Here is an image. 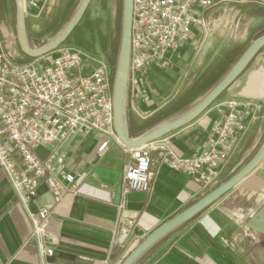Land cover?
Returning a JSON list of instances; mask_svg holds the SVG:
<instances>
[{
  "label": "built area",
  "instance_id": "obj_1",
  "mask_svg": "<svg viewBox=\"0 0 264 264\" xmlns=\"http://www.w3.org/2000/svg\"><path fill=\"white\" fill-rule=\"evenodd\" d=\"M55 0H24L26 19L38 21ZM133 20L129 66V96L151 91L148 75L153 65L168 67L171 56L195 48L213 11L229 13L239 6L264 7V0H132ZM115 66L103 54L61 45L26 62H16L0 37V168L7 175L20 202L27 208L45 183L54 205L29 211L34 238L44 255L54 249L46 244L54 206L75 193L76 175L67 170L63 145L77 136L94 133L101 156L113 141L120 143L113 125L112 85ZM216 104V105H215ZM207 139L189 157L177 155L158 140L132 148L123 144L121 196L148 192L155 172L152 151L162 162L182 170L202 189L216 187L224 167L236 152L250 125L259 119L261 103L254 92L235 94L215 103ZM47 154L41 156L40 150Z\"/></svg>",
  "mask_w": 264,
  "mask_h": 264
},
{
  "label": "crops",
  "instance_id": "obj_2",
  "mask_svg": "<svg viewBox=\"0 0 264 264\" xmlns=\"http://www.w3.org/2000/svg\"><path fill=\"white\" fill-rule=\"evenodd\" d=\"M257 7L243 5L237 11L243 17L263 20L264 14L259 13ZM231 13H227L228 18ZM191 49L171 56L170 65H184ZM261 53L264 54L263 49L259 55ZM259 55L254 62H259L257 71L264 72V58ZM167 69L151 66L148 72L151 91L144 97L129 96L128 118L134 123L135 131L172 102L158 91V81ZM251 74L238 92L239 95L254 92L262 103L259 119L249 130L261 125L264 118L263 83L245 90ZM214 104L191 123L158 141L179 156H191L207 139L217 115ZM145 130L137 132L136 136ZM245 137L224 167L219 184L224 175L226 180L238 171L245 156L256 147L257 140L248 142ZM98 141V136L90 133L74 137L63 145L67 151V170L76 175L78 187L75 193L65 195L54 206L47 233L55 235L57 241L45 239L54 249L52 255L42 254L37 241L31 238L29 211L54 205L53 195L47 185L41 183L35 200L25 208L0 168V264H121L149 233L207 193L184 171L162 162L159 150H154L155 175L151 189L131 191L115 203L127 157L122 145L115 141L98 156ZM39 152L41 156L47 154L46 149ZM263 205L264 160L237 186L156 244L136 264H264V235L248 225Z\"/></svg>",
  "mask_w": 264,
  "mask_h": 264
},
{
  "label": "rangeland",
  "instance_id": "obj_3",
  "mask_svg": "<svg viewBox=\"0 0 264 264\" xmlns=\"http://www.w3.org/2000/svg\"><path fill=\"white\" fill-rule=\"evenodd\" d=\"M122 1L123 0H92L86 11V18L75 30L70 39L63 45L75 47L90 53L99 51L105 57V52L102 50L98 40L102 36L106 37L107 45L110 47L112 41L121 36ZM3 3L5 4L4 6ZM79 3L80 0H55L48 12L45 13L40 20L35 21L27 18L26 25L31 45L39 47L52 39L71 19ZM227 15L228 14L222 12L221 9L213 11L211 23L206 26V34L204 36L201 35L197 46L188 52L184 65H169L168 71L162 73L164 75H161L158 81V83H160L158 91L161 92L160 94L162 96L170 99L172 102L175 101L197 80L210 74L230 51L239 47L238 53L241 55L247 46L264 29V19L256 20L250 17H243L240 15L239 11H232L230 18H228ZM227 19L229 20L227 21ZM86 20H89V22L91 21V24L94 26L96 42L94 43V48H91L92 50L82 49L77 44L78 40L88 41L90 34L85 22ZM54 21L57 22L58 26L54 30H49V26L53 24ZM0 37L4 46L13 54L16 62H26L30 60V58L20 51L17 43L15 31V0H0ZM109 51L110 49L108 48V53ZM259 56L264 58L263 53ZM236 60L227 65L225 71L220 75L219 80L226 74ZM254 60L215 103L221 102L232 95H237L245 85L246 79L251 72L254 73L251 74L246 87L255 89L260 79H254V74L257 72L261 73V71H257L259 62H254ZM256 82L258 83L256 84ZM209 90L198 95V97L186 107L163 121L191 107ZM260 101L259 98V102ZM260 124L261 125L258 127H252L249 132H247L245 141L251 142L257 140V143L254 150L250 151V153L245 156L242 166L252 158L264 139V118L260 121ZM222 178L225 179V175ZM224 179L222 180L225 181Z\"/></svg>",
  "mask_w": 264,
  "mask_h": 264
},
{
  "label": "water",
  "instance_id": "obj_4",
  "mask_svg": "<svg viewBox=\"0 0 264 264\" xmlns=\"http://www.w3.org/2000/svg\"><path fill=\"white\" fill-rule=\"evenodd\" d=\"M92 0H80V3L67 24L49 41L39 47L30 43L28 36L24 0H15V31L20 51L30 59L38 58L54 52L70 37L74 29L83 19ZM133 20L132 0L122 1V25L120 45L115 64L112 85L113 125L115 134L121 144L137 148L154 142L198 118L243 74L258 53L264 48V33L255 38L219 80L201 99L185 111L168 120L145 130L137 136H131L129 131L128 101H129V66L131 52V34ZM264 160V139L252 158L228 179L214 187L191 205L162 223L149 233L121 262V264H136L156 244L168 235L186 225L206 208L215 203L223 195L237 186L251 174ZM121 185L116 189L115 203L120 200ZM248 225L264 235V205L250 219Z\"/></svg>",
  "mask_w": 264,
  "mask_h": 264
},
{
  "label": "trees",
  "instance_id": "obj_5",
  "mask_svg": "<svg viewBox=\"0 0 264 264\" xmlns=\"http://www.w3.org/2000/svg\"><path fill=\"white\" fill-rule=\"evenodd\" d=\"M5 2V1H4ZM5 4L3 3V6ZM258 12L261 14H264V7H257ZM86 18V13L79 23V25L74 29L70 37L73 35L75 30L80 26L82 21ZM88 27V32H89V38L88 41H77V44L83 49H91L94 48V43L96 42V38L94 35V26L91 24V21L89 20L85 21ZM58 26L57 22H53L49 26V30H54ZM264 33V32H263ZM261 33V35L263 34ZM70 37L67 39L69 40ZM120 37L117 39L113 40L112 43L110 44V47L107 45V38L102 36L99 38L98 42L102 48V50L105 52V58L106 60L113 66H115L116 61H117V56H118V51H119V41ZM108 48L110 49L108 53ZM92 50V49H91ZM239 47L236 48L233 51H230L225 58L221 61V63L208 75L204 76L200 80H197L190 88H188L178 99L175 101L171 102L169 105L164 107L163 109L155 112L151 117L146 119L142 124L139 126V130L135 131L134 130V123L132 120L129 119V131L131 136H136V133L145 129H149L160 122H162L164 119L167 117L171 116L172 114L180 111L184 107H186L190 102H192L198 95L201 93L206 92L207 90L213 88L218 82H219V77L220 75L225 71L227 65L235 61L239 56L240 53H238ZM238 53V54H237ZM242 54V53H241Z\"/></svg>",
  "mask_w": 264,
  "mask_h": 264
},
{
  "label": "bare ground",
  "instance_id": "obj_6",
  "mask_svg": "<svg viewBox=\"0 0 264 264\" xmlns=\"http://www.w3.org/2000/svg\"><path fill=\"white\" fill-rule=\"evenodd\" d=\"M254 79H256V80H259L260 79L259 83L256 82V84L258 83L257 86L260 85L261 83H264V72H261V73L257 72V73H255L254 74ZM245 90H251V89H249V87H246Z\"/></svg>",
  "mask_w": 264,
  "mask_h": 264
}]
</instances>
